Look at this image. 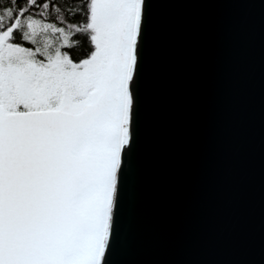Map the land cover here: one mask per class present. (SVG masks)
<instances>
[{
    "label": "snow or ice",
    "instance_id": "snow-or-ice-1",
    "mask_svg": "<svg viewBox=\"0 0 264 264\" xmlns=\"http://www.w3.org/2000/svg\"><path fill=\"white\" fill-rule=\"evenodd\" d=\"M151 3L0 0V264H111Z\"/></svg>",
    "mask_w": 264,
    "mask_h": 264
},
{
    "label": "water",
    "instance_id": "water-1",
    "mask_svg": "<svg viewBox=\"0 0 264 264\" xmlns=\"http://www.w3.org/2000/svg\"><path fill=\"white\" fill-rule=\"evenodd\" d=\"M111 264H264V0H152Z\"/></svg>",
    "mask_w": 264,
    "mask_h": 264
},
{
    "label": "trees",
    "instance_id": "trees-1",
    "mask_svg": "<svg viewBox=\"0 0 264 264\" xmlns=\"http://www.w3.org/2000/svg\"><path fill=\"white\" fill-rule=\"evenodd\" d=\"M61 3H63V0H61ZM78 7V5H77ZM70 22L72 23H81L83 21V18L82 17H75V18H69ZM73 39H79L81 41H83L85 39L84 35L83 34H78L77 36L73 37ZM90 44L88 45V48H85L84 50L87 51L89 48H90ZM73 59L74 60H78V59H82L84 58L83 55H81V49L78 47L76 49H73Z\"/></svg>",
    "mask_w": 264,
    "mask_h": 264
}]
</instances>
